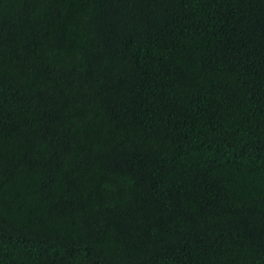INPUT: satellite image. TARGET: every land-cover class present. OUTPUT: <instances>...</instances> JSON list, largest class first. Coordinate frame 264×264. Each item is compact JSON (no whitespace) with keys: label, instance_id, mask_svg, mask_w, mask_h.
Returning a JSON list of instances; mask_svg holds the SVG:
<instances>
[{"label":"trees","instance_id":"obj_1","mask_svg":"<svg viewBox=\"0 0 264 264\" xmlns=\"http://www.w3.org/2000/svg\"><path fill=\"white\" fill-rule=\"evenodd\" d=\"M0 264H264V0H0Z\"/></svg>","mask_w":264,"mask_h":264}]
</instances>
